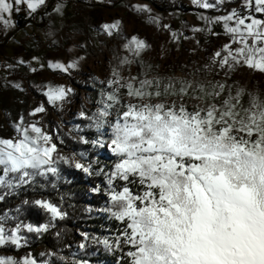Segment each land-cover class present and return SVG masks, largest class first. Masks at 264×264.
Here are the masks:
<instances>
[{"label":"snow or ice","instance_id":"6c2138e0","mask_svg":"<svg viewBox=\"0 0 264 264\" xmlns=\"http://www.w3.org/2000/svg\"><path fill=\"white\" fill-rule=\"evenodd\" d=\"M232 2L192 0L202 25L191 26V35L173 30L147 4L133 5L177 51L184 42L191 45L179 71L175 65L169 70L164 45L156 63L145 59L153 45L124 35L120 19L100 24L97 36H122L124 43L106 77L91 78L96 97L87 98L76 113L81 123L71 128L61 122L53 129L51 121L45 127L44 120L48 106L62 112L75 89L33 85L45 100L11 118L12 134L0 136V203L20 201L0 213V250L24 251L50 233L62 240L58 225L69 216L65 197L57 203L43 191H58L62 179L71 183L66 168L102 178L87 191L103 203L84 209L101 222L100 230L76 229L79 239L67 245H76L71 260L53 246L38 254L0 255V264H93L90 257L101 250L112 256L111 264H264V92L250 90L241 75H264V0ZM47 8L48 0H0V25L5 32L14 29L13 13L22 9L29 19L40 12L41 20L64 15L62 3L52 13ZM79 32L70 34L69 51L85 55L65 60L18 54L0 62L8 73L4 86L26 91L22 79H9L21 68L71 76L87 59L90 38ZM202 34L219 46L208 39L202 44ZM45 37L50 46L60 42L51 26ZM103 151L110 162L101 160ZM31 209L45 218L27 219Z\"/></svg>","mask_w":264,"mask_h":264},{"label":"crops","instance_id":"0c3cea01","mask_svg":"<svg viewBox=\"0 0 264 264\" xmlns=\"http://www.w3.org/2000/svg\"><path fill=\"white\" fill-rule=\"evenodd\" d=\"M87 0L82 5V12L79 14L74 13L70 10L71 0H48L47 12L52 13L53 7L57 3H62L64 5V15L58 16L52 13L50 16H44L41 20L40 16L44 15L40 12L34 19H29L25 24L18 23L16 20V12L13 13L12 19L16 22V27L8 29L6 32L3 26L0 25V57L6 56L7 58L16 57L18 54L24 55L25 59H31L32 55H39L47 59H74L77 55H85L84 51L80 49H72V39L70 34L73 33L77 28L80 30L78 35H87L89 40V48L87 50V59L81 62V66L77 70H73L72 73L82 70L88 63L94 62L106 53L108 50V45L112 43H118L120 36L108 37L106 35H96V31L99 29V25L106 22H111L114 19H120L122 25L125 21L132 22L129 28H123V34L127 36L133 35L136 31L140 30L139 27H135V21L146 22L148 16L146 13H138L134 10L133 5L136 4H147V0H122L121 3L115 7H111V0ZM238 2V0L235 2ZM104 3V4H102ZM184 24H175L173 30H184L186 33L189 31L193 25H202V22L198 17L194 18L191 15H185ZM196 19V20H195ZM124 21V22H123ZM169 23V22H166ZM138 24V23H137ZM51 26L52 30L57 33L59 38L60 47L53 49H44L39 42L30 38L32 33H37L41 38H46L45 33L49 30ZM148 30V28H144ZM222 27L217 25L215 31L223 33ZM150 31V29L148 30ZM153 30L149 32V35H153ZM156 38L160 39V42H166L168 34L161 30V33L156 34ZM191 35V34H188ZM203 37L200 36L201 42ZM209 38V37H208ZM207 38V39H208ZM204 39V38H203ZM206 40V39H205ZM170 47H175L174 44H168ZM191 45L187 42L182 43L180 46L181 51H186ZM251 73V72H250ZM8 73L0 70V89H10L11 87L4 86V80L2 79ZM253 75L262 76L258 73H253ZM67 75L61 74L59 72H52L47 68L38 73H29L26 68L19 69L16 73L9 76V79L19 80V79H32V86L41 85L47 82L52 84H66L69 82ZM35 80V81H34ZM45 98V97H44Z\"/></svg>","mask_w":264,"mask_h":264},{"label":"rangeland","instance_id":"374dc122","mask_svg":"<svg viewBox=\"0 0 264 264\" xmlns=\"http://www.w3.org/2000/svg\"><path fill=\"white\" fill-rule=\"evenodd\" d=\"M73 1V0H72ZM71 1V3H72ZM87 0H81L80 4L78 6H75L74 9L70 7V10H72L74 13L79 14L82 12V5ZM237 0H233L232 5H235V2ZM90 2H93L90 0ZM148 6L153 10V14L160 15L163 17V21L169 22L171 24L172 28L175 24H184L185 15H191L192 17H198L200 9H198L195 5H193L192 0H167L166 2H169L171 6L177 9L172 10H161L157 7V5L153 4L149 0H147ZM161 4H165L162 1H160ZM165 2V1H164ZM112 5L111 7H115L117 5H114L113 2H110ZM104 4V3H102ZM193 8L199 11H183L179 10L178 8ZM209 15H215L216 13L209 12L207 13ZM196 20V19H195ZM124 22V21H123ZM138 23V24H137ZM141 24V29L136 31L133 35H138L142 38H145L149 43L153 45V51L146 54L145 59H151L156 63H161V61L158 58V52L160 45H164L167 47L169 52V59L167 61V66L169 70H172V66L175 65V70L179 71V65L184 62V60L188 56V50L184 48L185 51H177L176 46L170 47L168 44H165L164 42H160L159 38H156V34H160L161 30H158L157 27L150 23L148 18L146 22L142 21H135V27H139ZM132 22L125 21L123 23V28H129L131 26ZM144 28H148L153 30V35H149L148 30H144ZM223 31V30H222ZM187 34H189L187 32ZM223 37V33H222ZM120 40H118V43H112L111 45H108L106 53L102 54L100 58L95 60L94 62L88 63L82 70L78 72H74L71 74V76L66 77V79L69 80L67 85L71 86L73 89H75V95L71 98V103L66 104L63 111L53 108L51 106H48V112L49 115L44 120L45 127L49 126V121H51V127L54 129L56 124L61 122H66V125L68 128H71L73 124L81 123V121L76 117L77 111L81 108V106L87 105V98H95L96 97V90L92 87V77H99L100 79H104L106 75L108 74L111 64L113 61V56L117 52V50L122 46L124 43V40L122 36H120ZM203 43L205 39H203ZM208 40H211L213 46H219V41H217L214 37H209ZM202 43V44H203ZM60 47V46H59ZM53 49V48H51ZM243 77V82L246 83L250 90L253 91H261L264 92V78L262 76L253 75V73L250 72H242L241 73ZM20 80V79H19ZM32 79H23V84L26 89L25 92H20L16 89L10 88V89H0V136H9L12 134V128L10 127V119L15 118L20 112H27L30 107L38 102V101H44L45 98L43 95L40 94V92L32 86L33 82ZM35 81V80H34ZM97 87H99L97 85ZM90 107V105H88ZM9 113L11 114V117H9ZM66 143L69 147H73L74 150H79L76 148L75 142L68 139L66 140ZM108 153V152H106ZM69 250L75 251L76 245L73 243L71 248ZM27 250L24 251H17L14 249L2 251L0 250V255H15L17 257L24 255V253ZM38 251L42 252V248L38 247Z\"/></svg>","mask_w":264,"mask_h":264},{"label":"trees","instance_id":"16d2710c","mask_svg":"<svg viewBox=\"0 0 264 264\" xmlns=\"http://www.w3.org/2000/svg\"><path fill=\"white\" fill-rule=\"evenodd\" d=\"M72 1V0H71ZM114 5H119L122 0H111ZM153 4L157 5V7L161 10H172L177 9L168 4L167 0H149ZM162 1L165 4H161ZM165 1V2H164ZM183 11H199L193 8H178ZM71 148V147H70ZM73 148V147H72ZM101 160L104 162H110V154L106 153V151L101 152ZM64 177L67 181H71V183L65 182L62 179L58 184V191L53 190L50 186L43 191L44 195L50 196L57 203H59V196L64 195V207L68 211L69 216L66 221L61 222L58 227L60 230L64 232V236L62 240L57 241L54 233L46 234L44 237L32 241V246L27 251H33L34 253H40L38 251V247H41L43 251H47L52 249L55 246L56 250L59 251L61 255L68 257L69 260L72 259V253L77 252L69 250L67 245L72 242L74 239L78 240L79 236L76 232V229L80 230H88V231H99L100 230V221L96 218H89L88 214L84 211V209L91 205L93 207H98L103 201L91 194L87 191V189L93 183H99L102 178H92L86 177L83 173H79L74 171L73 169H65ZM41 193H36V195H40ZM30 198L32 197V193H29ZM20 201L18 199H12L7 203H0V213L6 211L9 207H13L15 204H18ZM25 216L29 220H36L39 217L43 220L45 217L42 213H40L36 209H31L29 212L25 213ZM73 245V243H72ZM71 245V246H72ZM3 251V250H2ZM6 251V250H4ZM93 261V264H111L112 256L105 253L101 250L97 255L90 257Z\"/></svg>","mask_w":264,"mask_h":264},{"label":"built area","instance_id":"2783aa9c","mask_svg":"<svg viewBox=\"0 0 264 264\" xmlns=\"http://www.w3.org/2000/svg\"><path fill=\"white\" fill-rule=\"evenodd\" d=\"M80 2H81V0H73L71 3V8L74 9L75 6H78V4H80ZM16 20L18 23H23V24L28 22L29 18L27 17L26 10L22 9L20 12L16 13ZM188 33L192 34L190 31H188ZM201 37H204V39H206L208 36H207V34H202ZM30 38L35 39V40H39L42 47L46 50H48L49 48H58V46H60V44H58L55 47L50 46L51 45L50 40H48L47 38H41L37 33H32L30 35ZM13 58L14 57L7 58L6 56H2V57H0V62H3L5 59H7L9 62H12Z\"/></svg>","mask_w":264,"mask_h":264},{"label":"bare ground","instance_id":"6f19581e","mask_svg":"<svg viewBox=\"0 0 264 264\" xmlns=\"http://www.w3.org/2000/svg\"><path fill=\"white\" fill-rule=\"evenodd\" d=\"M203 38H204V37H203ZM207 38H208V37H207ZM207 38H206V39H207ZM49 49H51V48H49Z\"/></svg>","mask_w":264,"mask_h":264}]
</instances>
